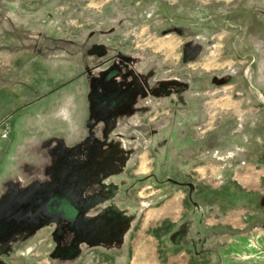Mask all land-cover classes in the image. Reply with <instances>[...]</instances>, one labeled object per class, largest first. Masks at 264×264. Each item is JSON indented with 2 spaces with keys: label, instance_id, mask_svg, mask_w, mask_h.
Wrapping results in <instances>:
<instances>
[{
  "label": "rangeland",
  "instance_id": "1",
  "mask_svg": "<svg viewBox=\"0 0 264 264\" xmlns=\"http://www.w3.org/2000/svg\"><path fill=\"white\" fill-rule=\"evenodd\" d=\"M0 264H264V0H0Z\"/></svg>",
  "mask_w": 264,
  "mask_h": 264
},
{
  "label": "crops",
  "instance_id": "2",
  "mask_svg": "<svg viewBox=\"0 0 264 264\" xmlns=\"http://www.w3.org/2000/svg\"><path fill=\"white\" fill-rule=\"evenodd\" d=\"M4 19V18H3ZM3 19H1V20H3ZM59 26V25H58ZM61 33V31L58 29V28H56V30H55V35H58V34H60ZM68 35H70V37L72 36V35H74V36H77L78 34H75V33H73V31L71 32H69L68 33ZM73 42V41H72ZM75 43V42H74ZM96 46V47H99V46H101V47H103L104 46V44H96V43H93L92 45H88L87 46V48L85 49V50H83V49H81V48H76V47H74V46H72L71 48H73L74 50L72 51V53H74V54H81V55H79V59L78 60H76V59H73L74 61H76V62H74V63H76L75 65H73L72 67H71V69H73V67L75 68V66H76V68L77 69H80V74H79V76L80 75H83V72H84V69L86 68V67H88L87 65L89 64V62L90 61H92L94 58H92V56H89L88 54V52H89V48L90 47H92V46ZM100 47V48H101ZM73 62V61H72ZM128 64V63H127ZM70 69V70H71ZM85 79H87L88 78V76H83ZM71 98H70V100L69 101H73V97L72 96H70ZM62 109L64 108V109H66L67 108V105L66 104H64L62 107H61ZM77 108V107H76ZM66 114H63L62 113V115L61 116H65ZM67 116V115H66ZM75 125H77V120H76V123H75Z\"/></svg>",
  "mask_w": 264,
  "mask_h": 264
},
{
  "label": "built area",
  "instance_id": "3",
  "mask_svg": "<svg viewBox=\"0 0 264 264\" xmlns=\"http://www.w3.org/2000/svg\"><path fill=\"white\" fill-rule=\"evenodd\" d=\"M125 59V58H124Z\"/></svg>",
  "mask_w": 264,
  "mask_h": 264
}]
</instances>
